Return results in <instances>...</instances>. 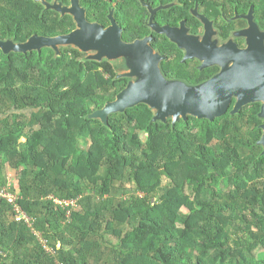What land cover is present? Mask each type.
I'll list each match as a JSON object with an SVG mask.
<instances>
[{
  "label": "trees",
  "instance_id": "trees-1",
  "mask_svg": "<svg viewBox=\"0 0 264 264\" xmlns=\"http://www.w3.org/2000/svg\"><path fill=\"white\" fill-rule=\"evenodd\" d=\"M190 1L81 0V5L90 24L108 28L113 19L124 29L123 41L132 43L147 35L144 7ZM76 30L73 17L47 10L40 0H0V42L25 44ZM82 57L73 48L61 56L51 49L0 50V158L7 156L15 169L27 166L25 177L37 187H24L18 204L55 252H47L27 225L14 220L13 207L0 201L5 255L0 264H101L90 258L96 246L90 238L100 236L103 222L117 239L115 247L104 243L111 264H264V254L256 255L264 250V119L189 117L173 124L153 121L154 112L140 104L103 123L92 115L114 102L128 80H116L108 62ZM23 110L32 118L20 125L11 115ZM141 132L148 134L146 142ZM118 182L131 183L143 197L114 205ZM45 184L62 201L82 197L84 185L101 200L72 212L62 230L67 209L32 199ZM68 237L82 248H66Z\"/></svg>",
  "mask_w": 264,
  "mask_h": 264
},
{
  "label": "flooded vegetation",
  "instance_id": "flooded-vegetation-1",
  "mask_svg": "<svg viewBox=\"0 0 264 264\" xmlns=\"http://www.w3.org/2000/svg\"><path fill=\"white\" fill-rule=\"evenodd\" d=\"M144 8L147 9L146 37L123 42L146 41L158 57L164 82L201 88L227 77L239 89L232 94L226 115L231 119H237L236 116L264 119V98L242 93L246 76L261 80L264 77V0H191L189 4ZM116 25L124 35L123 27ZM111 26L112 23L108 28ZM155 28L177 31L182 43L158 33ZM118 66L120 71L125 70V65ZM115 74L116 80H128L127 87L139 82H134V77H122L127 74ZM246 98L250 101L244 102Z\"/></svg>",
  "mask_w": 264,
  "mask_h": 264
},
{
  "label": "water",
  "instance_id": "water-1",
  "mask_svg": "<svg viewBox=\"0 0 264 264\" xmlns=\"http://www.w3.org/2000/svg\"><path fill=\"white\" fill-rule=\"evenodd\" d=\"M40 1L47 10L58 12L63 17H73L77 30L71 35L52 39L33 37L25 44L0 42V50L4 54H28L51 49L57 56H60L59 50L62 48H77L83 54L95 53L96 55L89 60L98 63L104 60L108 62L124 60L128 74L122 77H139L137 84H130L114 102L108 103L102 110L94 113L93 118L106 123L109 115L124 112L140 104L148 105L154 112L153 121L166 122L171 118L173 124L180 119L186 121L189 116L214 121L228 112L231 96L239 89L238 86L231 85L229 78L224 77L201 88H189L179 83H166L158 68V57L147 47V42L124 43L123 33L113 19H111L112 26L104 29L99 24H90L87 21L81 0H72L71 7L57 3L51 5L44 0ZM72 7L73 10H71ZM155 29L158 33L182 43L177 31L169 28ZM245 80L247 81L243 83L242 93L257 94V99L264 98V77L261 80L260 77L256 78L252 75L246 76ZM248 80L253 82L250 83ZM255 80L258 82L255 83ZM257 87L263 91L256 89ZM248 101L250 99L246 98L244 102ZM240 107L239 105L237 109ZM260 144L264 146V136Z\"/></svg>",
  "mask_w": 264,
  "mask_h": 264
},
{
  "label": "rangeland",
  "instance_id": "rangeland-1",
  "mask_svg": "<svg viewBox=\"0 0 264 264\" xmlns=\"http://www.w3.org/2000/svg\"><path fill=\"white\" fill-rule=\"evenodd\" d=\"M71 7V6H70ZM71 10H73V7L71 8ZM67 48H62L59 50V54L60 56L62 54H64V50ZM75 50H79L77 48H73ZM81 52V51H80ZM82 53V52H81ZM82 60L86 61L88 59H90L91 57H94L96 54L95 53H88V54H83ZM104 62H108V61H102L101 63ZM109 64H111V66H113L115 72L120 73V74H128V71L124 70L121 72L120 68H119V64L121 63V65H125V61H115V62H108ZM119 68V69H118ZM138 79H136L134 77V82L138 81ZM11 107L10 105H8L5 108V111ZM41 115V114H40ZM44 115V114H42ZM5 116H3V118L5 119ZM11 119H20L18 120V124H22L24 122L25 119H31L32 118V112L30 110H23L21 112H16L14 115H11ZM171 119V118H169ZM100 120V119H99ZM148 138V134L146 132H141L140 133V139L142 142H146ZM22 142H25V139L22 140ZM91 143L88 140L87 142H82V148L84 150H87L90 147ZM1 160V168H0V184L4 183V181L7 183V185L5 187L10 188L13 193L14 196L18 198H20L21 196H23L24 193V187L27 186H31L34 185L33 181L31 180V177L26 178L25 177V172L27 171V166L25 164H23L19 169H15L13 167H11L10 162L8 160L7 156H2L0 158ZM41 180V178H40ZM164 186L169 185V181L168 180H164L163 182ZM31 187H37V186H31ZM84 189L85 192L82 195V197H80L77 200H73V201H62L61 199L58 198V195L55 193V190L53 187L49 186V185H43V188L41 189V191H36V194L32 199L36 200L37 198L42 199L43 202H48V201H52V203L54 205H56L57 207H61L62 209H67V220H65L62 224V230L66 229V225L69 223V219H70V215L72 212L74 211H82V209L84 208V205L86 204H92V206H95L97 204L100 203L101 198L96 195L94 193V190L90 187H87L86 185H84ZM44 192V194L42 193ZM189 192V191H188ZM134 196H140L143 197V195H141L140 193H137L135 187L129 183V182H124V183H117L116 184V189L114 190L113 194L111 195V199L114 202V205H117L118 203L124 201V200H129L130 198L134 197ZM67 202V203H65ZM44 203V204H45ZM183 214H187L188 210L187 209H183L182 210ZM10 219H12L11 215H10ZM232 223L235 224V220H232ZM256 231V230H255ZM258 232V231H256ZM34 235L36 236L38 242L43 245V247L46 249L47 252H50V254L52 256H55V252L53 250L52 247L49 246L47 240L44 238L43 234L41 232H39L38 230L35 229V231H33ZM100 236H91L90 240H92L96 246L93 247L92 252L90 254V258L91 260H96V261H100L101 264H111V261L113 262V255L112 252L110 251L111 249L105 250V241L110 242V244L112 246H117V239L115 237H113L111 235V233H109L106 230V222L102 223V229L99 232ZM63 243L66 245V248H69L70 246H74V248L76 249H80L82 248V243L81 242H76L74 239L68 237L66 239L63 240ZM264 254V250L260 249L259 251H256V255L260 256ZM58 264V263H57Z\"/></svg>",
  "mask_w": 264,
  "mask_h": 264
},
{
  "label": "built area",
  "instance_id": "built-area-1",
  "mask_svg": "<svg viewBox=\"0 0 264 264\" xmlns=\"http://www.w3.org/2000/svg\"><path fill=\"white\" fill-rule=\"evenodd\" d=\"M11 191L12 190L7 187L0 188V201H5L13 207V217L16 222L24 223L32 231H35L34 220L18 204L19 198L17 199V197L14 196ZM0 256L5 258V255L2 253L1 250Z\"/></svg>",
  "mask_w": 264,
  "mask_h": 264
}]
</instances>
